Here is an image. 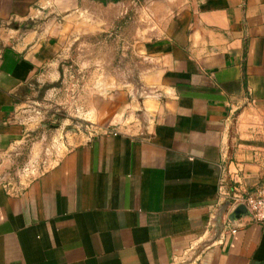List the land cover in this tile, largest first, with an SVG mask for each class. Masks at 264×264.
Wrapping results in <instances>:
<instances>
[{
    "label": "crops",
    "instance_id": "1",
    "mask_svg": "<svg viewBox=\"0 0 264 264\" xmlns=\"http://www.w3.org/2000/svg\"><path fill=\"white\" fill-rule=\"evenodd\" d=\"M51 1L0 0V173L77 15ZM163 30L138 46L148 92H111L95 133L0 183V264H264V222L229 219L264 183V0H190Z\"/></svg>",
    "mask_w": 264,
    "mask_h": 264
},
{
    "label": "rangeland",
    "instance_id": "2",
    "mask_svg": "<svg viewBox=\"0 0 264 264\" xmlns=\"http://www.w3.org/2000/svg\"><path fill=\"white\" fill-rule=\"evenodd\" d=\"M54 3L50 0L46 11ZM189 3L77 0V15L65 20L59 55L49 73L35 77L18 95L29 130L3 167L0 183H25L95 133L98 111L111 92H148L143 73L151 62L138 46L164 34Z\"/></svg>",
    "mask_w": 264,
    "mask_h": 264
},
{
    "label": "built area",
    "instance_id": "3",
    "mask_svg": "<svg viewBox=\"0 0 264 264\" xmlns=\"http://www.w3.org/2000/svg\"><path fill=\"white\" fill-rule=\"evenodd\" d=\"M11 188L14 189V187ZM230 203L233 206H238L242 203L245 204L255 220L264 222V183H262L258 189L251 194L245 196L237 193L232 194L230 196ZM235 231L236 229H233V232Z\"/></svg>",
    "mask_w": 264,
    "mask_h": 264
},
{
    "label": "water",
    "instance_id": "4",
    "mask_svg": "<svg viewBox=\"0 0 264 264\" xmlns=\"http://www.w3.org/2000/svg\"><path fill=\"white\" fill-rule=\"evenodd\" d=\"M229 205L230 204L227 203L222 207V211H221L222 216L224 215V213H226L228 211ZM238 213H243V214L247 215V214H250V211L245 204H243V203L239 204L238 206H236L233 209V211L231 212V214L229 216V219L234 220Z\"/></svg>",
    "mask_w": 264,
    "mask_h": 264
}]
</instances>
